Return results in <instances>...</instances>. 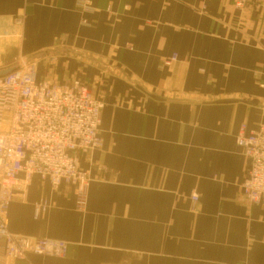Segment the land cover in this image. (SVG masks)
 <instances>
[{
	"label": "crops",
	"instance_id": "1",
	"mask_svg": "<svg viewBox=\"0 0 264 264\" xmlns=\"http://www.w3.org/2000/svg\"><path fill=\"white\" fill-rule=\"evenodd\" d=\"M91 1L0 0V75L37 60L40 80H79L105 103L104 147L80 156L88 212L37 175L10 206L12 233L70 245L30 263L264 264V209L241 198L236 143L264 124V0Z\"/></svg>",
	"mask_w": 264,
	"mask_h": 264
},
{
	"label": "built area",
	"instance_id": "2",
	"mask_svg": "<svg viewBox=\"0 0 264 264\" xmlns=\"http://www.w3.org/2000/svg\"><path fill=\"white\" fill-rule=\"evenodd\" d=\"M246 2L236 0L237 7H244ZM77 7L89 11L92 1L77 0ZM49 61L56 62V56L49 57ZM176 61L175 55L165 65ZM104 108L105 103L79 80H40L37 60H22L12 72L0 76V264H31L30 256H68L70 245L65 241L12 233L9 210L17 198L27 202L28 187L37 175L54 191L62 184L72 187L76 211L88 212L93 178L81 168L80 156L103 149ZM236 143L247 161L241 198L264 209V124L250 133L242 125ZM190 200L192 212L199 213V195L193 193ZM49 208L46 200L35 203V219L43 217Z\"/></svg>",
	"mask_w": 264,
	"mask_h": 264
},
{
	"label": "water",
	"instance_id": "3",
	"mask_svg": "<svg viewBox=\"0 0 264 264\" xmlns=\"http://www.w3.org/2000/svg\"><path fill=\"white\" fill-rule=\"evenodd\" d=\"M13 70H10V71H8V72H6V73H4V74H2V75H0V76H4V75H7V74H9L10 72H12Z\"/></svg>",
	"mask_w": 264,
	"mask_h": 264
},
{
	"label": "bare ground",
	"instance_id": "4",
	"mask_svg": "<svg viewBox=\"0 0 264 264\" xmlns=\"http://www.w3.org/2000/svg\"><path fill=\"white\" fill-rule=\"evenodd\" d=\"M246 6H247V5H246ZM246 6H245V7H246Z\"/></svg>",
	"mask_w": 264,
	"mask_h": 264
}]
</instances>
